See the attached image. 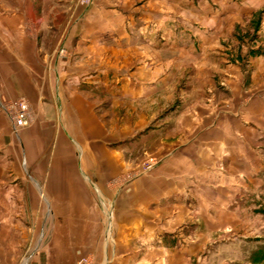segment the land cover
Wrapping results in <instances>:
<instances>
[{"label":"crops","instance_id":"crops-1","mask_svg":"<svg viewBox=\"0 0 264 264\" xmlns=\"http://www.w3.org/2000/svg\"><path fill=\"white\" fill-rule=\"evenodd\" d=\"M47 1L0 0V264H264V0Z\"/></svg>","mask_w":264,"mask_h":264},{"label":"rangeland","instance_id":"rangeland-1","mask_svg":"<svg viewBox=\"0 0 264 264\" xmlns=\"http://www.w3.org/2000/svg\"><path fill=\"white\" fill-rule=\"evenodd\" d=\"M56 5H58V1L57 0H48L47 1V6L46 7H52L53 9H55V7H57ZM153 7V6H152ZM167 9L171 10V6L167 5ZM58 10V8H57ZM188 18H191V16ZM232 23V21H231ZM259 24V20H258V16H255L253 18H251L250 20H246L244 21V23L242 24V27H245L244 29L246 30V37L249 39L252 35H254L255 31L254 29H257V26ZM237 26V25H236ZM238 26H240L238 24ZM59 54H66L68 51L64 48H59L57 49ZM122 64H120L121 66ZM131 68V67H130ZM170 91V89H169ZM197 91V90H196ZM91 99L96 100V102L99 104L100 108L102 109L103 114L105 115L106 119L110 120V116L113 117L114 119L116 118H120L122 117L121 115L126 113V106L124 105V101H118L117 104L116 102H110V100L107 99V97L105 96H95V95H90L89 96ZM166 97V96H165ZM156 98L161 99L162 101L160 103H156L152 100V102H138V104H136L135 106H132V108H135V110H137L139 112V114H141L142 116L147 115L150 112V108H154L156 110V108L160 105H162L163 103H165L164 100V95H158L156 96ZM175 105V101L169 103V105L167 106L166 110L169 111V109L171 107H173ZM99 108V107H98ZM120 115V116H119ZM136 118L138 119L139 116H136ZM148 154V153H147ZM145 154L144 157L141 159V164L146 161L148 158H152L153 159V166L149 169L151 170L154 166H156L159 162V160L157 158H154L152 155H147ZM147 155V156H146ZM147 170V171H149ZM135 176H138L136 174H132L129 175L128 177H126L128 180L129 179H133L135 178ZM264 219V218H263ZM254 221V220H253ZM252 225V224H251ZM262 232H264V229L262 230Z\"/></svg>","mask_w":264,"mask_h":264},{"label":"built area","instance_id":"built-area-1","mask_svg":"<svg viewBox=\"0 0 264 264\" xmlns=\"http://www.w3.org/2000/svg\"><path fill=\"white\" fill-rule=\"evenodd\" d=\"M2 109L7 113L12 123L13 130L17 133L21 128L27 127L32 123L30 106L28 101L17 98L13 101L2 104ZM153 159L150 157L142 163L143 171L149 170L153 166ZM87 259H82L79 264H86Z\"/></svg>","mask_w":264,"mask_h":264},{"label":"trees","instance_id":"trees-1","mask_svg":"<svg viewBox=\"0 0 264 264\" xmlns=\"http://www.w3.org/2000/svg\"><path fill=\"white\" fill-rule=\"evenodd\" d=\"M260 19H261V14L258 16V20H259V22H260ZM173 107H171L170 109H172ZM170 109H169V111H170Z\"/></svg>","mask_w":264,"mask_h":264}]
</instances>
